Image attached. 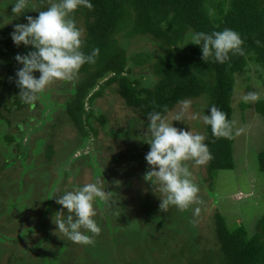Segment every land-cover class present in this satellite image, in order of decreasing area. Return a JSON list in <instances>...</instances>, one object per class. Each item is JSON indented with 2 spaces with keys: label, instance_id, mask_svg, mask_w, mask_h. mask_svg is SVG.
<instances>
[{
  "label": "trees",
  "instance_id": "1",
  "mask_svg": "<svg viewBox=\"0 0 264 264\" xmlns=\"http://www.w3.org/2000/svg\"><path fill=\"white\" fill-rule=\"evenodd\" d=\"M2 1L0 0L2 7L0 11V183L3 189L0 190V197L4 198L0 199V254L2 255L0 259L3 258L4 253L12 252L8 261L10 264H110L107 245L111 243L117 246L122 241V236L111 237L109 231L101 226L104 225L103 223L97 222L101 228L100 234L92 236L93 243L84 244L81 252L76 250L75 243L68 240L63 233L57 232L56 225L44 223L50 225L47 227L42 224L40 227L49 230V234H38L42 240L40 241L39 238L37 242H33L29 250L23 246L27 250L26 253L15 247L18 241L13 242L6 238L7 234L11 235L13 232L21 231L25 226L33 225L30 220L19 219L22 217V210L19 215L12 206L7 207L12 193L8 189L16 186L17 180L12 179L17 176L19 167H22L24 174L28 172L24 168V162L29 161V151L30 153L33 151L31 147L33 139H36L33 144L37 149L33 152L38 155L46 148L44 156L49 161L58 155V149H55L53 144L47 143V139L54 137L53 134L64 127L61 126L62 124L70 126L72 131L78 134L77 141L70 140L75 142L78 149L85 150L93 138L98 143L100 131L95 123L105 127L109 120L107 113L97 116L94 107L96 102L105 96L106 91L112 88H116V93L123 100L126 108L134 110L147 121L150 113L160 112L167 116L174 111L180 101L203 97L208 101L207 115H210V107L215 105L227 113V118L234 122L232 102L237 85V74L249 71L252 64L260 66L264 71V0H91L92 10L82 7L73 15L77 27L83 33V50L88 53L93 48H98L99 56L94 64H85L82 67L72 82L75 89L66 104L56 105L53 110L54 115L49 116V119L51 121L56 117L59 119L53 121L52 128L49 129V125L41 122V126L28 135L27 141L28 121L39 123V119L44 121L45 118H41L39 99L33 104H27L19 96L16 73L22 65L17 62L16 56L26 55L35 49L24 45L17 47L11 34L16 24L27 23L26 16L35 18L39 15V11L46 10L49 5L48 0H36V3L31 0L32 7L37 11L29 10L25 13L24 20L23 18L18 20L10 15L13 13L9 8H13V0H9V5H6L8 0ZM208 9H214L215 15L210 17ZM4 19L8 24H5ZM12 19L14 25L10 22ZM78 22H83L84 26L80 27L81 24ZM225 28L240 33L245 41V56H231V59L224 64L209 58L206 63L202 59L200 46L186 45L187 39L194 32L211 33ZM123 32L131 38L136 36L151 38L162 51V55L150 66L153 72L149 74V84H144L138 76L134 78V68L129 66L127 53L118 40V36ZM257 40L261 41L260 45H257ZM149 60V55L140 54L136 57L135 63L142 65ZM34 75L39 78L40 73L36 72ZM259 79L264 86V72ZM253 105L256 113L264 120V95L254 104L244 103L242 110L245 111ZM58 109H61L60 113ZM25 111L29 112V116L19 117V113ZM31 116H34V121L29 120ZM135 118L139 119L137 116ZM37 132H42V135L47 133L48 136L41 142ZM205 135L210 156L206 164L208 179L205 181L213 186L219 172L236 169L234 151L236 137L217 139L212 135L211 127L208 125H205ZM115 138L117 139L114 136ZM94 149L99 154V146ZM75 154L76 151L71 156ZM89 157L95 160L92 152ZM78 159H88V156L82 155ZM63 160L67 161L69 158ZM258 163L264 175V149L258 155ZM30 166L34 164L31 163ZM93 167L95 175H99V178L107 175L105 170L99 171L100 166L95 167L93 164ZM11 169L13 173L16 171L15 176L11 177ZM5 175L8 176L6 177L8 181H4L3 184L1 181L5 179L3 178ZM32 176L36 177L34 174ZM104 182L105 186L108 185L107 190L111 187L109 192H113V195L119 192L113 177L110 179L106 177ZM6 183H9V186L5 188ZM18 183L23 195L20 201L16 202L20 204V209H23L24 205L35 208L31 220L37 221L39 204L46 203L48 199L45 192L48 187L39 189L38 178L33 181L30 178L25 182L24 177H21ZM6 190L8 193L5 192ZM63 193L57 192L51 200L54 202V213L63 211L66 217L67 211L56 203V198ZM7 196L10 198L5 202ZM5 207L8 208L7 211L12 212L11 219L6 215L9 212L3 211ZM111 207L113 209V206ZM116 212L117 209L113 210L114 214ZM52 218H48V221ZM212 218L215 221L214 237L208 239L210 246L208 251H205L206 246L202 249L196 247L185 255L183 260L180 254V257L173 254L170 262L178 259L177 264H264V216L256 222L253 233L251 229L248 230L240 225L234 229L230 228L220 213H215ZM35 229L33 232L29 230V234H35L38 228ZM190 241L191 239L188 238L185 243ZM178 244L179 241L166 239L165 235L157 236L152 241L153 252L157 251L168 256V249ZM104 248V253L100 254Z\"/></svg>",
  "mask_w": 264,
  "mask_h": 264
},
{
  "label": "rangeland",
  "instance_id": "2",
  "mask_svg": "<svg viewBox=\"0 0 264 264\" xmlns=\"http://www.w3.org/2000/svg\"><path fill=\"white\" fill-rule=\"evenodd\" d=\"M33 1L36 3V0ZM6 5H9V0ZM9 8L12 9V7ZM1 10L2 7H0ZM12 14L10 15L13 16L14 14ZM24 16L25 14L16 19L20 20L23 18L22 20H24ZM13 19L10 22L14 25ZM4 21L5 24H8L6 19ZM79 22L78 24H81L80 27L84 26L83 22ZM118 40L127 53L129 66L134 68V78L138 76L144 84H149V74L153 72L150 66L162 55V51L158 49L153 39L145 36L131 38L123 32L118 36ZM189 42L190 36L186 41V45L192 44ZM140 54L149 55V62L142 65L135 63L136 57ZM262 72L264 71L260 66L252 64L249 71L239 73L236 76L237 85L232 102L233 121L236 128H244L245 130L243 134L235 138L236 169L219 172L217 179L211 186L209 182L205 181L208 179L207 162L204 165H196L193 161L187 162L194 182L200 189L199 197L203 203L192 205L185 211H180L174 206H170L167 211L161 210L160 204L162 201L159 196L162 194L159 191L155 193L152 185L144 179L145 174L150 171V166L145 159L146 154L150 151V145L145 142L148 138L146 132L150 121L142 119L134 110L126 108L123 100L117 95L116 88H112L108 92L106 91L105 96L99 99L94 107L97 116L107 113L109 120L108 125L105 127H100L98 123H95L96 128L100 131L98 143L93 138V140L89 141L90 144H87L85 150L78 149L79 147L76 146L75 142L70 141L71 139L77 141L78 134H75L70 126L62 124L61 126L64 127L60 128L58 133L53 134L54 137L47 139V143L53 144L55 149H58V155L52 161H49L44 156L46 148L38 155L33 152L37 151L36 145L33 144L36 140L34 138L31 146L33 151L31 153L29 151L28 154L29 161L24 162V168L28 172L24 174V170L20 166L17 176H15L16 171L13 173V169H11V177L15 176L12 180L16 179L17 182L13 189H8L12 193L10 192L11 199L7 207L12 206L19 215L20 210H22V217H19V219L30 220L29 222L33 225L25 226L21 231L13 232L11 235L7 234L6 238L9 241H18L15 247L22 253H26L27 250L24 247L28 250L31 249L33 242H37L40 238L38 234L47 233L48 235L49 230H43L40 226L44 223L51 226L55 225L52 218L56 214L54 213V202L51 200L52 196L57 192H65L72 190L73 187L94 182L99 178V175H95L93 164L95 167L100 166L99 171L105 170L107 172V175L103 176L104 181L106 177L108 179L113 177L114 183L119 181V184L115 185L118 187L119 192L114 195L112 193L107 203H98L97 216L95 217L98 223L104 224L101 226H104L109 231L111 237L122 236V241L117 246L111 243L107 245L110 264H146V262L148 264H177L178 262L176 261L178 259L172 262L169 261L173 254L177 257H180V254L183 260L185 255L196 247L202 249L206 246L205 251H208L210 248L208 239L214 237L213 225L215 221L212 217L215 213H220L230 228L234 229L237 225H240L248 230L251 229L253 233L256 222L264 216V175L261 173L258 163V155L264 149V120L256 113L254 105L245 111L242 110L244 104L242 96L249 91H255L259 93L260 99L262 98L264 86L259 79ZM74 89L72 82L65 81H55L48 86L39 98L41 118L46 120L42 121L39 119V123L28 121L26 124L28 126L26 141L28 135L41 126V122L49 125V129L52 128L53 121L59 119L58 117L53 118L52 121L49 119L54 115L53 110L57 107L56 105L64 106ZM187 101L191 102V118L187 119L186 123L173 121V126L206 137L205 124L202 117L204 114L207 115L208 101L203 97L188 99ZM179 110L180 104L167 115L170 121ZM44 111L45 113L43 114ZM60 111L61 109L58 113ZM19 114V117L23 115L29 116L28 111ZM135 116L139 119L136 120ZM33 117L31 116L29 120L34 121ZM36 134L38 135L37 137H41L39 139L41 142L42 139H46L48 136L47 133L42 135V132H37ZM114 136L117 139H114ZM65 140L67 141L63 143L62 141ZM98 146L100 148L99 154L94 149ZM75 151L76 154L72 157L71 155ZM90 152L93 153L94 161L89 157ZM82 155L88 156V159L77 160ZM66 158H69V160H63ZM31 163L34 166L31 167ZM34 167L37 168L34 169ZM127 168L128 171H126ZM66 173H68L67 176ZM32 174L36 177H31ZM6 177L8 176H3L5 178L1 181L3 184L4 181H8ZM21 177H24L25 182L30 178L32 181L38 178L39 183L37 186L41 190L46 186L48 187L45 191L48 199H46V203L39 204L40 211H38L39 216L37 218L39 219L37 221L31 220L36 210L35 208H28L24 205V208L20 209V204L17 203L23 195L22 188L18 186ZM111 185L114 186V184ZM8 186L9 183H6V186L4 185L5 188ZM2 189L3 187L0 183V190ZM109 189L106 190L109 192ZM5 192L8 193L7 190ZM3 198L0 197V199ZM9 198L10 196H7L5 202L9 201ZM111 206H113V209ZM196 207L201 208L198 216L193 214ZM61 208H63L62 205ZM116 209L117 212L114 214L113 210L116 211ZM4 210L9 212L8 214L5 213L11 219L12 212L7 211L8 208L6 207ZM48 218L52 219L48 221ZM45 224L44 226L50 227V225ZM35 228H38V230ZM33 229L36 230V233L29 234V230L33 232ZM50 230L52 231V229ZM162 235H165L166 239L172 238L174 242L179 241L177 246L168 249L170 256L157 251L153 252V239ZM183 236L185 238H180ZM188 238L191 241L185 243ZM23 243L24 245H22ZM75 245L77 246L76 250L79 252L83 251V246H85L77 243ZM104 251L105 248L100 251V254H103ZM11 254L12 252L4 253L3 258L0 259V264H10L8 261ZM13 262L15 261L13 260Z\"/></svg>",
  "mask_w": 264,
  "mask_h": 264
},
{
  "label": "clouds",
  "instance_id": "3",
  "mask_svg": "<svg viewBox=\"0 0 264 264\" xmlns=\"http://www.w3.org/2000/svg\"><path fill=\"white\" fill-rule=\"evenodd\" d=\"M12 5V17L15 19L29 10L37 11L32 7L31 0H13ZM48 5L46 10L39 11L37 17L26 16L27 23L16 24L11 34L17 47L24 45L35 49L26 55L16 56L17 62L22 65L16 73V84L20 89V98L27 104L35 103L55 81L73 82L85 64L96 62L100 52L98 48L88 53L83 50V33L73 15L82 7L92 10L91 0H48ZM208 14L214 16V9H208ZM189 43L201 47L202 59L206 63L212 58L214 62L224 64L231 56L246 55L244 39L230 28L211 33L194 32ZM256 43L260 45L261 41ZM36 72L40 73L39 78L34 75ZM259 99V93L255 91L242 96L246 104ZM179 104L180 110L171 121L160 112L148 115L150 123L145 142L150 145V151L145 159L150 171L144 179L152 185L155 193L159 191L162 194L159 196L162 211H167L170 206L185 211L192 205L203 203L187 162L204 165L210 159L205 136L173 126V121L186 123L191 118V102L182 100ZM202 120L211 127L212 135L217 139H233L245 131L244 128H236L234 122L227 118V113L215 105L210 107V115L204 114ZM116 183L119 184V181ZM107 186L104 178H97L56 198V203L68 213L64 217L61 211L53 217L57 232L63 233L73 243H91V237L101 232L95 219L97 205L99 202L107 203L113 193L106 190ZM200 212L201 208L196 207L193 214L198 216Z\"/></svg>",
  "mask_w": 264,
  "mask_h": 264
}]
</instances>
